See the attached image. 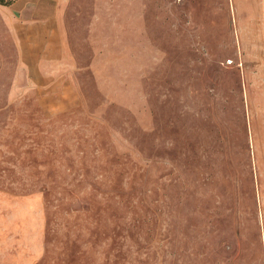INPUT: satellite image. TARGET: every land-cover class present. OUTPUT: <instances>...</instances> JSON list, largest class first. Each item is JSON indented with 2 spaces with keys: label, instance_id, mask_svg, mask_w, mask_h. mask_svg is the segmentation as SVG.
Masks as SVG:
<instances>
[{
  "label": "rangeland",
  "instance_id": "1",
  "mask_svg": "<svg viewBox=\"0 0 264 264\" xmlns=\"http://www.w3.org/2000/svg\"><path fill=\"white\" fill-rule=\"evenodd\" d=\"M60 10L46 89L0 22V264H264V0Z\"/></svg>",
  "mask_w": 264,
  "mask_h": 264
},
{
  "label": "crops",
  "instance_id": "2",
  "mask_svg": "<svg viewBox=\"0 0 264 264\" xmlns=\"http://www.w3.org/2000/svg\"><path fill=\"white\" fill-rule=\"evenodd\" d=\"M66 0H12L0 5V22L15 46L17 68L33 88L52 82V45L57 42L61 7ZM57 52V50H55Z\"/></svg>",
  "mask_w": 264,
  "mask_h": 264
},
{
  "label": "trees",
  "instance_id": "3",
  "mask_svg": "<svg viewBox=\"0 0 264 264\" xmlns=\"http://www.w3.org/2000/svg\"><path fill=\"white\" fill-rule=\"evenodd\" d=\"M12 0H0V5H7L11 2Z\"/></svg>",
  "mask_w": 264,
  "mask_h": 264
}]
</instances>
